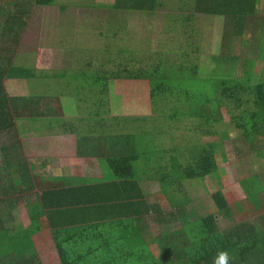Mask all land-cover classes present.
<instances>
[{"label": "trees", "instance_id": "trees-1", "mask_svg": "<svg viewBox=\"0 0 264 264\" xmlns=\"http://www.w3.org/2000/svg\"><path fill=\"white\" fill-rule=\"evenodd\" d=\"M191 3V16L166 14L175 24L189 25L182 34L190 33L197 13L222 15L227 24L218 53L207 65L201 66L197 48L189 54L174 43L172 53L181 61L143 65L129 51V57L120 53L117 63L106 58L93 69L86 63L88 71L48 76L15 66V60L33 6L55 7L57 1L0 0V264H48L54 253V264H212L218 249L229 252L230 264H264V68L256 69L264 61L260 0ZM112 6L153 14L161 3L115 0ZM57 7L61 12L67 8ZM257 27V58L234 57L232 42ZM110 65L113 70H107ZM14 78L37 91L10 97L4 83ZM122 83L136 84L149 114L128 116L123 127L120 116H113L115 126L108 128L107 91ZM48 97L58 100V112L41 109ZM68 99L73 103L64 104ZM222 110L238 131L233 142L243 149L240 155L251 158L256 180L242 182L244 199L232 203L215 189V209L196 215L188 208L187 189L220 169L225 139L218 126H228ZM52 122L73 135L75 156L100 164L101 179L68 185L71 179L64 173L65 183L42 185L46 160L25 162L22 141L32 124L53 128ZM172 132L192 137L170 147L175 136L165 137ZM14 206L24 209L25 225L15 222ZM42 239L46 249L38 247Z\"/></svg>", "mask_w": 264, "mask_h": 264}, {"label": "rangeland", "instance_id": "rangeland-1", "mask_svg": "<svg viewBox=\"0 0 264 264\" xmlns=\"http://www.w3.org/2000/svg\"><path fill=\"white\" fill-rule=\"evenodd\" d=\"M56 1L55 7L33 6L32 15L22 35L19 58L15 60L17 61L15 66L23 65L34 68L36 75L42 73L52 76L59 72L88 71L86 63L92 65L90 68L93 69L96 64L105 61L106 58L117 63L120 53L121 57H129L127 53L129 51L133 52L135 59L141 61L143 65L156 63L159 60L166 63V60L173 58L181 61L176 57L175 51L172 53L173 45L176 46L174 43L177 46L180 45V49L189 54H194L197 48L196 54L202 66L207 65L211 55L218 53L223 32L227 26L222 15L210 16L197 13L196 16L193 15L192 28H189L190 33L182 34L189 25L175 24L167 19L166 14L183 18L191 16L193 9L191 0H159L161 6L153 14L114 9L112 5L115 0ZM59 4H66L67 8L64 12L58 9ZM259 14L264 16V0H260ZM260 29L257 27L254 32L251 31L236 38L232 42L234 46L232 55L240 60L256 59ZM113 68L114 65H110L107 70H113ZM261 68H264V61L257 63V71ZM53 85L56 86L54 82H51L50 86ZM34 89L32 84L29 85L21 79H9L4 83V90L10 97H28L29 94H33ZM136 89L139 90L136 84L128 87L125 83L108 89L106 105H108L109 113L105 115L108 118V128L115 126L116 121L113 122V116H120V127H123L126 117L149 114L145 111L142 100L140 101L137 97ZM94 92L98 95L99 90H94ZM119 94L125 96V99ZM48 98L49 101H46L41 109L46 111V106H49L53 111L58 112V100ZM68 102L73 103L70 99L63 103ZM72 107L68 105L67 109L72 112ZM221 114L224 124L228 126H218V131L225 139L223 140L225 156L220 162V169L211 177L202 179L201 182L191 183L187 189L191 199L188 208L196 215L215 209L211 200V194L215 189H221L227 201L232 203L244 199L242 182L256 180L250 171L255 170V166H250L251 158L240 155L243 149L233 142L237 140L238 131L231 127L226 111L222 110ZM64 115L66 119H71L66 111ZM185 123L189 124L190 121L185 120ZM52 124L53 128L32 124L31 130L27 132L22 141V154L25 162L32 160L34 163L38 159L46 160L49 169L46 170L48 175L40 178L42 185L46 187L52 182L65 183L64 176L61 180V175L64 173L71 179L70 182H66L68 185H75L77 179L102 178L100 164L90 158L81 159L75 156L73 135L64 132L63 126H56L53 122ZM84 128L85 126H81V129ZM172 133L165 137L175 136L169 143L170 147H179L184 144L185 139L190 140L192 137L190 132ZM156 135L159 136V134ZM169 149L171 148L168 147L166 150ZM254 163L257 164L255 160ZM65 170L67 172H64ZM38 172L36 171L35 174H39ZM155 197L150 196L149 199L154 201ZM159 201L169 207L164 200L159 198ZM13 212L15 222L25 225L24 209L21 206H14ZM46 244V241L42 239L38 247L46 249L48 247ZM55 262L54 253L51 259H48V264Z\"/></svg>", "mask_w": 264, "mask_h": 264}, {"label": "clouds", "instance_id": "clouds-1", "mask_svg": "<svg viewBox=\"0 0 264 264\" xmlns=\"http://www.w3.org/2000/svg\"><path fill=\"white\" fill-rule=\"evenodd\" d=\"M230 254L227 250L218 249L213 257L212 264H230Z\"/></svg>", "mask_w": 264, "mask_h": 264}, {"label": "crops", "instance_id": "crops-1", "mask_svg": "<svg viewBox=\"0 0 264 264\" xmlns=\"http://www.w3.org/2000/svg\"><path fill=\"white\" fill-rule=\"evenodd\" d=\"M95 161V160H94ZM101 174H102V172H101ZM99 179H101V178H98V177H93V178H84L83 180H84V182H93V181H96V180H99ZM24 225V224H23Z\"/></svg>", "mask_w": 264, "mask_h": 264}]
</instances>
